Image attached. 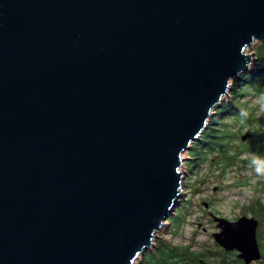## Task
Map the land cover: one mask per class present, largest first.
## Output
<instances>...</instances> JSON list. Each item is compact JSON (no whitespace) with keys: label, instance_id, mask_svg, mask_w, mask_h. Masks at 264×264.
<instances>
[{"label":"water","instance_id":"95a60500","mask_svg":"<svg viewBox=\"0 0 264 264\" xmlns=\"http://www.w3.org/2000/svg\"><path fill=\"white\" fill-rule=\"evenodd\" d=\"M255 40L264 0H0V264H136ZM214 219L262 260L258 217Z\"/></svg>","mask_w":264,"mask_h":264},{"label":"rangeland","instance_id":"374dc122","mask_svg":"<svg viewBox=\"0 0 264 264\" xmlns=\"http://www.w3.org/2000/svg\"><path fill=\"white\" fill-rule=\"evenodd\" d=\"M261 42L255 40L246 49L253 56L250 67L240 78L231 80L230 97L225 95L217 105L223 112L218 114L214 108L202 133V138L212 133L221 136L214 148L200 138L184 151L180 167L184 171L181 196L153 245L138 257L136 264H145L147 257L156 255L163 245L178 249L189 247L198 259L201 257L208 264L219 263L225 250L213 236V232L219 231L215 216L229 220L243 215L256 216V203L264 204V154L261 152L264 147V84L260 91L247 84L255 77ZM240 106L249 110L248 117L242 121L235 117ZM209 212L214 214V220ZM259 233L260 247L264 251L261 219ZM227 252H230L225 254L228 264L239 259L237 251Z\"/></svg>","mask_w":264,"mask_h":264},{"label":"trees","instance_id":"16d2710c","mask_svg":"<svg viewBox=\"0 0 264 264\" xmlns=\"http://www.w3.org/2000/svg\"><path fill=\"white\" fill-rule=\"evenodd\" d=\"M254 71H255V77L251 81L247 82V84L249 86H252L254 90L260 91L261 86L264 84V41H262L260 45L258 46L257 66ZM240 76L238 78H240ZM236 106L238 105L236 104ZM216 108L218 110L217 111L218 114H221L223 112L222 108H218V107ZM239 109L240 110H236L235 117L242 121L248 117L249 110L245 106L244 107L240 106ZM220 137H221L220 135L217 136L215 133H212L210 137H207L206 135H204V138H202V140L204 142L208 141L209 146L214 148V144L219 140ZM219 145L221 147V144ZM261 152L264 154V147L261 148ZM193 155H195V152H193ZM263 205L264 204L261 201H258L256 203V208H255L256 216H258V218H260L262 222H264V206ZM258 236L260 238L261 236L260 233ZM261 251H262L263 257L261 261L259 260L260 261L259 264H264V251L262 250V248H261ZM226 253L229 254L230 252L224 251L219 263H214V264H228L225 258ZM145 264H198V258H197V255L189 247L178 249L177 247H172L170 245H163L159 248L156 255L150 254L147 257ZM231 264H246V263L242 259L240 260L239 258V259H235V263L233 261ZM251 264H254V263H251Z\"/></svg>","mask_w":264,"mask_h":264},{"label":"flooded vegetation","instance_id":"af4514ba","mask_svg":"<svg viewBox=\"0 0 264 264\" xmlns=\"http://www.w3.org/2000/svg\"><path fill=\"white\" fill-rule=\"evenodd\" d=\"M209 214H210V217L213 219L214 218V214L212 213V212H209ZM214 220V219H213ZM217 223V222H216ZM219 231H220V229H219ZM214 233V232H213ZM238 254V253H237ZM201 258H199L198 259V264H199V260H200Z\"/></svg>","mask_w":264,"mask_h":264}]
</instances>
